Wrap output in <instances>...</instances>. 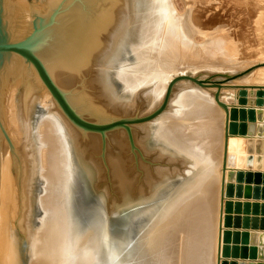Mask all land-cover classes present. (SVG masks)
<instances>
[{
  "label": "bare ground",
  "instance_id": "1",
  "mask_svg": "<svg viewBox=\"0 0 264 264\" xmlns=\"http://www.w3.org/2000/svg\"><path fill=\"white\" fill-rule=\"evenodd\" d=\"M183 1L188 9L181 14L173 0H132L129 25L32 49L73 112L95 123L108 121L109 115L126 107L130 110L136 96L132 92L148 83L153 87L150 104H160L171 80V72L181 66L180 58H188L200 68H223L220 71L223 73L233 68L238 70L241 67L242 71L253 66L243 61L239 64L234 59L236 51L229 54L232 60L222 66L207 63L211 55L223 54L228 42L217 33L197 42V24L191 17L195 0ZM257 63L261 65L229 81L219 94L229 111L221 217L225 112L213 98L215 88L179 80L187 82L190 87L188 85L176 93V82L158 118L157 115L126 128L109 130L121 128L128 133L127 149L118 140L119 132L108 134L105 147L111 158L106 159L122 191L129 197L137 195L142 204L126 240L117 243L107 235L101 221H81L89 210L82 214L83 210L74 199L77 193L74 181L80 167L77 155L86 159L87 150L97 146L100 135L104 146L109 131L101 134L74 125L34 68L22 64L15 56L9 66L0 70V264H19L22 241H26L29 247L27 264H216L219 240V264H239L235 256L242 255L243 251L246 257L250 256L251 236L248 235L245 241L241 240L242 237L234 239V232L229 233L227 224L237 211L249 212L254 206L253 200L245 201L243 196L246 194H242L245 188L251 189L249 193L253 198H263L264 195L263 186L253 189V184L258 183L253 181L255 176L248 184L243 180L242 185L236 178L240 170L246 171L249 153H253L254 166L264 163V138L252 137V140L249 135L239 133L240 124L236 129L233 121V117L237 119L238 111L234 109L237 107L247 110L240 114L254 112L255 116L264 117L260 108L251 111L258 105L238 100L241 86H264V63ZM116 66L115 76L124 90V95L119 94L121 98L113 92L110 71L103 70ZM249 89H245L248 100H253V95L257 97L259 90L264 96V87L251 89L248 95ZM122 98L125 100H120ZM37 110L42 113L35 119ZM141 134L146 140L151 137L155 146L169 150L170 155L165 160L170 163L166 162V167L162 166L163 160L161 164L156 161L161 152L156 149L152 153L154 161L145 165L143 161L137 162L139 174H135L136 167L132 163L134 146L142 152L145 160H151L150 154L141 148ZM114 144L117 151L112 149ZM121 150L124 154L120 156ZM188 161L191 166L180 174L179 168ZM95 168L99 174L100 168ZM163 183L164 189L159 192ZM35 184H40L36 194ZM238 187L242 192L236 194ZM66 197L72 198L73 202L69 204ZM147 200H150L149 204L145 202ZM46 202L52 203L51 207ZM37 208L41 216L34 222V209ZM259 235H253L254 240ZM256 247V251L260 250V246ZM261 255L264 256V246Z\"/></svg>",
  "mask_w": 264,
  "mask_h": 264
},
{
  "label": "rangeland",
  "instance_id": "2",
  "mask_svg": "<svg viewBox=\"0 0 264 264\" xmlns=\"http://www.w3.org/2000/svg\"><path fill=\"white\" fill-rule=\"evenodd\" d=\"M194 2L195 3H194L193 8L195 11H192L191 17H192L193 21L196 22V24H197L196 30L198 32L195 34V38H196L197 42H202L206 38H208V37L210 38L213 35H215L216 33L223 35L225 40L228 42L227 48H226V50H224L223 54H220V56H218L219 54H216L217 56L211 55L210 56L211 59L208 57L207 63L210 62L211 64H214L215 66L216 65L222 66L223 64L232 60V57L229 56V54L231 52L234 53L235 51H236L235 52L236 55L234 56V59L238 60L239 62L238 61L237 62L239 64H241L243 62H248V64L246 63L247 65H249L250 63L253 65L258 64L257 62L264 63V0H256V1L255 0H195ZM196 3H197V5H195ZM173 4L175 5L177 11L181 14H183L188 9L186 3L183 0H173ZM226 58H227V60H226ZM209 60H211V61H209ZM178 62L181 66H179L180 68L177 71L171 72L170 79L179 73H188L191 75H198L200 78H208L212 73L220 72L223 70V68H219V67L218 68L217 67L200 68V66H198L196 64V62L194 63V62H192V60H189L188 58H185V57H183V59L180 58ZM109 68L104 67L103 70L110 71L111 80L114 83V86H112L113 92H115L117 97L121 98L120 95L121 96L124 95L123 94L124 90H122L123 88L115 76V69L117 70V66L115 68L114 67H112V68L109 67ZM260 68H262V67H260ZM260 68H257V70ZM263 68H264V66H263ZM216 69H217V71H216ZM218 69H220V70H218ZM235 69H237V68H233V69L229 70L226 74H232V72L236 73V72L241 71L240 70L241 67L238 70H235ZM229 72H231V73H229ZM212 78L213 79H220V78H224V77L223 76H213ZM170 79L168 78L167 81H169ZM177 83L178 84L175 86V89H176L175 92L176 93L181 92L184 88H188V85L190 87V84H187V82L184 83V81H183V83L182 82H177ZM239 92H240V90H239ZM133 94L136 95L135 100H134L135 104H134V106H132V108L130 110H129V108L126 107V108L122 109V111H119L118 113L116 112L117 114L113 113V115L112 114L109 115V117H107L106 119H110V118H112V116L115 117V116H119V115H122V116L139 115V116H142V115L150 113L159 105V104H157V105L156 104L155 105L150 104V101H149V99H151L152 95H153L152 83H148V84L140 87L139 89H135L132 92V95ZM223 94H225V92H223ZM250 94H251V89L248 90V95H250ZM225 95L227 96L228 94H225ZM227 97H229V96H227ZM253 97L256 98V95H253ZM120 100L124 101L125 99L122 98ZM254 108H251V111L252 110L256 111L259 108L264 111V106H262V107L256 106ZM234 109L238 111L237 117H236L237 119L234 120L235 118L233 117L235 128L236 129L238 128L237 126L239 123L240 124L239 126L242 128V131H243L242 134L243 135H249L250 139H252V137H253V139L255 137H257V139H259V138L263 139L264 138V117H263V119H260L254 115L255 118L252 119L249 117L248 114H243V113L240 114L241 111H243V112L247 111V110H245V108L242 107L239 109L237 107ZM249 111L250 110H248V112ZM41 113L42 112L38 111L35 114L34 118L36 119V117L41 115ZM160 115H158L157 118ZM115 131L119 132L120 135H119L118 140L121 141L124 148L127 149L126 140L128 139V135H127L128 133L124 129L120 128V129H117L114 131H109L106 133L105 139H104V143H105L104 146L102 144V141H103L102 137L100 134H98L100 136L97 140V144H96L97 146L93 147L89 151L87 150L88 154H87L86 159L77 155V157H79L78 158V162H79L78 167L79 166L80 167L79 168L77 167L78 168L77 169V176L75 177V181H74V184H76V187H77V189H76L77 193L74 195V197H75L74 199L78 203L77 206L80 208V210H83V212H81L82 214H85L86 211H84V210H89L88 215H86L87 217H85V218L81 217V221L83 223L87 222L89 219L96 220V222L101 221V224L104 226L107 235H109L110 238H112V240H114L115 242L118 243V242H123L124 240H126L125 238L127 237V233L129 232V230L131 228L130 227L131 224H133V222L136 221L137 216H139V212L142 208V204L140 201L141 199L138 198L137 195L131 194L129 197V195L127 193L126 194L128 196L125 194V192L122 191L120 184L118 185V181L114 179V176H113L114 171L112 172V169L110 168L109 163H107L106 158L108 157V159H110L111 157L107 155V149L105 147L106 146V140L108 139V134L115 132ZM259 133L263 134V135H257ZM146 134L147 133H145V135ZM144 137L142 138V134L140 135V140L142 142V145H141L142 147L141 146L140 147L144 149L143 150L144 152H147V155L150 154L151 160L149 159L150 161H148L147 158L145 160V157L143 155H141L142 152L140 153V151L137 149V147L134 146V154L135 155L133 154L134 159L132 160V163L136 167V171H135L136 175L139 174V170H138L139 168H138L137 162L143 161L144 165L146 163L147 164L150 163L151 161L153 162L154 159L152 157V153H154V150H156V149L158 150V152L161 151V152H159V159L156 161H158L159 164H161V162H162L161 160H163L162 166H164V167H166L165 163L169 162V160H167V159H166L167 161L165 160V157L168 158V156L170 155L169 150L164 148V147L155 146V143L152 141L151 137H148L147 140H146V138L144 139ZM112 149H114L116 151L118 150L115 147V144L112 145ZM120 152H121L120 154L118 153L120 156L124 154V152L122 153V150ZM162 155H164V156H162ZM179 157H182V156L179 155ZM253 159H254L253 153H249L247 155V165L245 168L246 171L244 172V171L240 170L238 172V175L236 177L238 180L237 182L239 184L241 183L240 185H242L243 180L247 183L253 179V176H255L253 181L255 180L258 183L253 184V189L257 190L263 186L262 189L264 192V183H263L264 182V163L263 164L259 163V165L254 166ZM111 160H112L111 163L115 162L113 158ZM144 160H145V162H144ZM123 161H124V158H123ZM151 164H153V163H151ZM124 165L126 166V163H124ZM182 165H184L183 168H179L180 171L178 169L180 174H182L181 172H183V173L185 172L186 167L191 166L189 161L187 164L183 163ZM95 167L100 168L99 174H97ZM255 167L257 168V170ZM261 168H262V170H260ZM175 169H176V167H175ZM175 171H177V169ZM242 173H244V174H242ZM253 173H254V175H253ZM256 175H259V176L261 175L262 177L259 178V176L256 177ZM232 176L234 177L233 171H232ZM260 179L263 181H261ZM260 181L263 185L259 184ZM164 184L165 183H163L162 185L160 184L161 186L159 187V192L164 189V186H165ZM36 186H37V188H36ZM39 186H40V184L39 185L35 184L34 194H36V192H37L36 189L39 190L38 189ZM256 186H259V187H256ZM249 191H251L250 188H245L242 192V189L238 187L236 189V194H239L241 192H242V194H246L245 196H243L246 202L253 200L252 202L254 203V206L251 207V211L255 210L254 213H253V211L247 212L245 210H244L245 212H243L242 210L240 212L237 211L238 214L236 213L235 215L230 216L231 218H229L230 222L227 224V228H229V233L234 232V235L236 237L234 239L239 238V240H240V238L242 237L241 240L245 241L246 238L248 237V235L251 236V240H252L251 255L246 257L244 255V251H243L242 255L235 256L236 257L235 260L238 261L239 264H264L263 263L264 262V256L261 255L262 248L264 246V202L263 203H261V202L264 201V195L262 196L263 198H261V197L258 198V196L257 197L255 196L254 197L255 199H254L253 196H250L251 193H249ZM232 192L233 191L231 190L230 193L232 194ZM50 195H52L51 192L49 193V197H50ZM254 195H256V194H254ZM132 197H133V199H132ZM149 197H151V196H149ZM149 197H146V198H149ZM259 199L261 201H259ZM66 201H69V204L71 202H73L72 198L70 199V197H68ZM145 202H147V204H149L150 200H147ZM46 204L51 207L52 203L46 202ZM261 210H262V212H261ZM242 212L244 213V215H243L244 217L242 216L243 219L240 216ZM259 213H261V214H259ZM250 214H252V215H250ZM33 216H34V222H36L38 220V218L41 216V213L39 214L38 208L36 209V211L34 209ZM250 216H251V218H250ZM234 217L236 219H234ZM240 218H241V221H243V222L240 221ZM248 218H249V221H248ZM240 222L242 223V225L240 224ZM34 224L36 225V223H34ZM228 235H230V234H228ZM253 235H255V236L259 235L260 237L257 238L256 240H254L255 236H253ZM238 236H240V237H238ZM253 240H254V242H253ZM23 243H24V245H23ZM122 244H124V243H122ZM237 245L238 244L236 243L235 246H237ZM256 245H258V247L260 246L261 251L260 250L256 251V249H255V248H257ZM28 257H29V247L26 244V241H22L19 264H27ZM255 258H256V260H255Z\"/></svg>",
  "mask_w": 264,
  "mask_h": 264
},
{
  "label": "water",
  "instance_id": "3",
  "mask_svg": "<svg viewBox=\"0 0 264 264\" xmlns=\"http://www.w3.org/2000/svg\"><path fill=\"white\" fill-rule=\"evenodd\" d=\"M131 20L132 0H0V70L9 66L15 56L21 60L22 64L31 65L62 112L74 125L85 131L101 134L117 127L126 128L130 124L147 121L159 115L167 105L173 85L179 80H190L201 87L215 88L213 98L225 112L219 210L221 217L229 134V111L228 105L221 101L219 94L221 88L225 84L227 85L229 81L248 73L261 64L250 66L233 74L214 72L208 78L179 73L171 78L161 103L150 113L130 117L119 115L108 121L95 123L87 121L73 112L63 94L54 84L43 62L32 49L37 46L129 25ZM211 76H223L224 78L213 79ZM247 87L262 89L264 86H241L238 96L239 102L246 103L249 101L258 106L263 105L264 97L261 90H259L256 98L248 100L245 92ZM249 117L254 119V112H250ZM258 118L262 119L260 116ZM238 132L241 134L243 132L240 126ZM4 136L7 138L5 134ZM256 176L258 177V175ZM220 233L221 222L219 221ZM219 245L220 240L218 241L216 264L220 262Z\"/></svg>",
  "mask_w": 264,
  "mask_h": 264
}]
</instances>
